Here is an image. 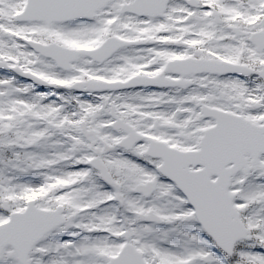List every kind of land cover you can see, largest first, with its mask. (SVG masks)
I'll return each mask as SVG.
<instances>
[{
    "label": "rangeland",
    "instance_id": "obj_1",
    "mask_svg": "<svg viewBox=\"0 0 264 264\" xmlns=\"http://www.w3.org/2000/svg\"><path fill=\"white\" fill-rule=\"evenodd\" d=\"M125 1L131 0H115L92 20L47 25L44 22L16 20V16L24 9L25 0H0V61H6L10 67L28 68L56 85V89L40 91L17 77L13 71L0 70V206L3 201H8L10 212L22 211L28 197L46 189L41 184L44 179H48L46 183L54 188L51 191L54 194L60 189H69L68 185L72 181H88L85 186L56 197L64 200L69 196L74 204L81 200L80 207L88 204L90 209H101L103 214L100 216L89 210L88 217H84L85 225L107 226L111 232L113 227L124 224L126 228L123 230L132 233L133 243L143 248L145 254L149 248L157 253V264H204L199 259L209 253L208 247L211 245L206 244V237L191 222V207L172 183L160 177L158 160L145 155L147 141L139 143L132 153L119 150L116 143L123 135L117 138L110 129L111 106H114L120 118L142 134L183 151L197 150L204 130L213 124L212 120L202 117L197 107L201 99L210 106L240 114L253 122L264 123V88L250 89L243 81L228 77L213 78V85L202 89L199 86L204 77L200 76L195 78L196 87L184 91L166 89L164 93L155 88H131L113 93H76L68 90V86L76 81L127 80L138 70H143L144 65L150 69H144L143 73L157 74L162 67L159 58L164 61L171 57L202 53L203 56L231 61L235 45L228 24L237 10L225 9L223 0H202L204 5L200 20L188 17L190 9L183 0L182 3L172 4L167 17L158 20L121 15L120 7ZM240 1L234 0V5L237 6L236 2ZM254 6H257L256 3ZM215 7L219 8L222 18H227L224 27L215 25L208 17ZM175 23L181 26L175 25L173 28ZM189 25L197 29L188 33L190 48H185L182 47L181 30H186ZM112 36L143 40L144 44L119 51L100 65L88 57H80L69 71H64L25 43L31 40L44 45L58 43L71 49H94L105 38ZM137 54L142 62L136 60ZM156 56H159L158 60ZM243 97L244 101H240ZM82 123H86L89 129L102 138L98 155L107 165L122 172L116 179L120 186L114 187V191L101 188L90 178L94 173H91L88 161L96 155L86 150L87 142L81 134ZM155 123L157 127L153 128ZM61 134H65L64 137ZM66 135L69 139L65 138ZM69 142L82 143L85 151L81 147L76 151ZM57 157L65 159L64 167L54 166L53 169ZM263 171L264 157L247 177L241 174L232 182L231 192L236 194L235 204L250 230V237L235 246L232 258L218 249L215 264H264ZM25 176L28 180L24 179ZM150 179L158 181L155 194L149 199L135 195V185ZM91 185L95 186V190L91 189ZM116 193L121 194L122 202L126 203L130 211L125 217L116 212V196L113 195ZM96 196L102 197L101 200L97 201ZM149 211L160 215L164 225L158 227L139 219L140 213ZM9 213L0 210V224L9 219ZM179 221L183 222V229L173 230V225ZM119 229L121 231L122 228ZM61 235H65V231ZM153 235L157 243L149 247L150 242L144 236L148 238ZM56 236L57 232L52 233L34 248L30 255L31 264H52L40 252L45 253L50 244H54L52 240ZM110 237L109 234L102 235L99 241L107 244L112 241H109ZM149 258L151 260L150 255ZM2 264H16L10 249L4 251Z\"/></svg>",
    "mask_w": 264,
    "mask_h": 264
},
{
    "label": "water",
    "instance_id": "obj_2",
    "mask_svg": "<svg viewBox=\"0 0 264 264\" xmlns=\"http://www.w3.org/2000/svg\"><path fill=\"white\" fill-rule=\"evenodd\" d=\"M109 1L110 0H30L29 9L23 17H26L29 10L38 6L40 13L38 17H36L37 19H44L50 22L52 19L67 18L62 15V12L70 3L76 8L83 6L88 8L77 16H94L95 11L105 6ZM77 11L80 12L79 9H77ZM52 13H58L60 17L53 16ZM120 46L121 44L118 45V47ZM63 51L70 56L67 59V63L74 60L79 55V53L76 52ZM66 64L62 66L66 67ZM90 89L95 88L90 87ZM221 117L222 118L218 121L217 128L210 130L205 134L203 139L205 142V148H203V151L198 154H191L192 158L204 156V158L210 162L208 168H210L211 164L218 165L213 162H235L239 166L244 165L246 162L244 155L247 152L252 153L254 161H256L258 155L264 152V128L254 127L235 116L227 115L226 118V116L221 115ZM221 126L231 128L220 130ZM224 140L228 142V148L223 143ZM212 141L223 142L214 143V146H211ZM208 168L205 170L208 171ZM210 171L217 173L218 171L224 170L217 166L210 169ZM218 173L221 178L217 184H212L207 178H203V181H201L198 186V190L194 193H198L208 211L214 213L224 212L227 215H234V211L230 206V201L225 197L227 188L226 180L229 177L226 175V172L225 175L227 178H223L221 172ZM200 209L204 212V206L201 205ZM51 215L53 214L46 215L44 212L37 211L34 209L32 203L26 213L22 216H16L13 223L0 230V236H7L6 238L16 245L27 246L29 248L42 238L46 232L58 224L56 221L57 218ZM215 234L217 235L216 232Z\"/></svg>",
    "mask_w": 264,
    "mask_h": 264
},
{
    "label": "flooded vegetation",
    "instance_id": "obj_3",
    "mask_svg": "<svg viewBox=\"0 0 264 264\" xmlns=\"http://www.w3.org/2000/svg\"><path fill=\"white\" fill-rule=\"evenodd\" d=\"M235 17L236 18L233 19V17L231 16L230 23L228 24L230 33L233 36V39L235 42L234 43L235 49L233 53L234 60L231 62L235 64H239V66L250 67L251 70L254 71L253 74H255L258 71V69L260 67L262 68L263 66L264 51L262 53L256 52L255 46H253L252 41L257 37H254L252 40V36L260 32L264 33V18L261 20V22L258 23V21L251 22L250 18L245 19V17L244 18L238 17L237 15H235ZM260 47H264V45L258 46L257 49L259 50ZM197 58H202V57L199 56ZM207 77H210V76H207ZM207 85L209 86L213 85L212 80H208L207 84H202L201 88H206ZM106 255H107V252L103 254L104 257Z\"/></svg>",
    "mask_w": 264,
    "mask_h": 264
}]
</instances>
